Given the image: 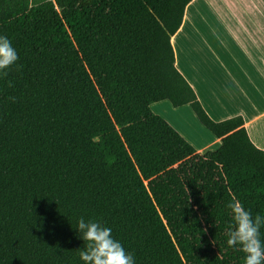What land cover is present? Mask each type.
Wrapping results in <instances>:
<instances>
[{
  "label": "trees",
  "instance_id": "trees-1",
  "mask_svg": "<svg viewBox=\"0 0 264 264\" xmlns=\"http://www.w3.org/2000/svg\"><path fill=\"white\" fill-rule=\"evenodd\" d=\"M191 1L0 0L19 55L0 77V264H84L81 216L136 264H244L225 205L264 215V149L242 115L214 120L175 65ZM165 99L222 145L198 152L152 110Z\"/></svg>",
  "mask_w": 264,
  "mask_h": 264
},
{
  "label": "crops",
  "instance_id": "crops-1",
  "mask_svg": "<svg viewBox=\"0 0 264 264\" xmlns=\"http://www.w3.org/2000/svg\"><path fill=\"white\" fill-rule=\"evenodd\" d=\"M222 26L232 33L233 44H213L206 37L207 30ZM253 33L262 39L253 40ZM171 41L176 67L209 115L216 121L242 115L252 141L264 149V0H192ZM151 108L198 152L222 145L189 104L175 107L165 99Z\"/></svg>",
  "mask_w": 264,
  "mask_h": 264
},
{
  "label": "clouds",
  "instance_id": "clouds-1",
  "mask_svg": "<svg viewBox=\"0 0 264 264\" xmlns=\"http://www.w3.org/2000/svg\"><path fill=\"white\" fill-rule=\"evenodd\" d=\"M18 60L19 55L11 40L6 35H0V77H6L8 72L5 70ZM9 86H12L11 82ZM229 195L231 199L225 205L231 216V224L226 233L227 245L231 248L239 247L244 253V264H264V240L261 239L264 215L257 213L253 216L239 199L231 193ZM76 228L84 241L79 251L84 264H136L134 254L114 238L112 229L101 220L81 216Z\"/></svg>",
  "mask_w": 264,
  "mask_h": 264
},
{
  "label": "rangeland",
  "instance_id": "rangeland-1",
  "mask_svg": "<svg viewBox=\"0 0 264 264\" xmlns=\"http://www.w3.org/2000/svg\"><path fill=\"white\" fill-rule=\"evenodd\" d=\"M216 29L217 30L214 31V32L209 31V30L206 31L207 32L206 33V37H208L209 40L213 44H233V35H232L231 32L226 30L223 26L222 27H217ZM249 36H251L253 40H259L260 41V38H261L260 34L258 35L256 33L250 34ZM247 39L248 38H246L245 40L247 41ZM247 43H248V41H247ZM252 52H254V51L251 50V54H252Z\"/></svg>",
  "mask_w": 264,
  "mask_h": 264
}]
</instances>
